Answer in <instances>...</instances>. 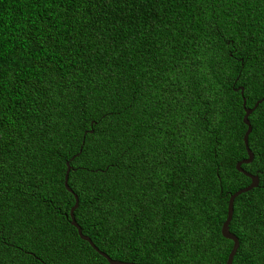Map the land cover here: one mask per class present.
Instances as JSON below:
<instances>
[{"label": "trees", "instance_id": "16d2710c", "mask_svg": "<svg viewBox=\"0 0 264 264\" xmlns=\"http://www.w3.org/2000/svg\"><path fill=\"white\" fill-rule=\"evenodd\" d=\"M242 98L264 0H0V264H106L72 194L111 260L225 264ZM247 120L231 264H264V100Z\"/></svg>", "mask_w": 264, "mask_h": 264}, {"label": "water", "instance_id": "95a60500", "mask_svg": "<svg viewBox=\"0 0 264 264\" xmlns=\"http://www.w3.org/2000/svg\"><path fill=\"white\" fill-rule=\"evenodd\" d=\"M236 90H238L239 93H240V95L242 96V93H243V89H242V87H239V88H237ZM262 100H264V98L261 99V100H257V101L254 103L253 107L250 108V109H248V108H245V107H244L245 100L242 98V107H243V112H244V113H243V116H242V124L246 127V129H245V131H244V133H243V135H242V143H243V147H244V150H245V153H246V158L243 159V160H241V161H239V162H237V163L235 164V170H236L237 172L243 174L245 177H247V178L249 179V184H248L246 187H244V188H242V189H240V190L234 192L233 194H230V195L228 196V199H227L226 215H225V219H224V221L222 222L221 227H220V235H221L222 238L231 241L232 246H231V249H230V251H229V253H228L227 257H226L225 264H231V262H232V258H233L234 254H235V252H236V250H237V248H238V241H237V239H236V238L234 237V235H232V234L229 232V230H228V225H229V222H230V220H231V216H232V205H233V201H234V199H235L238 195L243 194V193H246V192L250 191V190L253 189V188H256V187H257V184H258V178H257V175H252V174H249V173L243 171V170L240 168V166H241L242 164H249V163L251 162V160H252V157H253V156H252V153L250 152V150L248 149V146H247V137H248V135H249V133H250V131H251V126H250V124H249V122H248L247 119H248V116H249V115L251 114V112L253 111V109H255L256 106H257L258 104H260ZM65 166H66V169H65L64 176H63V185H64L65 189H66L69 193H71V190L67 188V184H66V182H67V175H68V172H69V165H68V162L65 163ZM72 196H73V200H74V202H73L72 207H71V208L69 209V211H68L69 223H70V225L76 230V233H77L78 237H79L81 240L87 242L88 245H89L94 251H96L99 255H101V256L105 259L106 264H134V263H125V262H120V261H114V260H111V259L108 258L105 254L99 252V251L94 247V245L91 243V241L89 240V238H87V237H85V236H83V235L81 234V230H80V228L78 227V225L75 223V220H74V217H73V212H74V210H75L76 207H77V198H76V196H75L74 194H72Z\"/></svg>", "mask_w": 264, "mask_h": 264}]
</instances>
